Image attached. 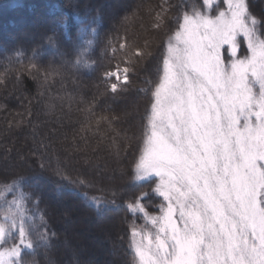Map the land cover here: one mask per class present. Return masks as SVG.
I'll return each mask as SVG.
<instances>
[{"label":"trees","instance_id":"16d2710c","mask_svg":"<svg viewBox=\"0 0 264 264\" xmlns=\"http://www.w3.org/2000/svg\"><path fill=\"white\" fill-rule=\"evenodd\" d=\"M248 3L264 20V0ZM202 6L203 0H0V190L12 185L7 199L24 198L34 245L24 252L26 264H139L131 227L154 229L126 208L146 187L129 173L147 130L162 42L178 15L222 11ZM118 72L119 79L109 75ZM158 200L146 201L154 215Z\"/></svg>","mask_w":264,"mask_h":264},{"label":"snow or ice","instance_id":"6c2138e0","mask_svg":"<svg viewBox=\"0 0 264 264\" xmlns=\"http://www.w3.org/2000/svg\"><path fill=\"white\" fill-rule=\"evenodd\" d=\"M202 7L222 11L178 15L162 42L147 130L129 173L146 187L126 208L154 229L131 227L139 264H264V20L248 0ZM221 45L231 47L228 71L209 50ZM12 190H0V264H26L34 245L23 196L4 195ZM153 196L159 215L148 210Z\"/></svg>","mask_w":264,"mask_h":264},{"label":"rangeland","instance_id":"374dc122","mask_svg":"<svg viewBox=\"0 0 264 264\" xmlns=\"http://www.w3.org/2000/svg\"><path fill=\"white\" fill-rule=\"evenodd\" d=\"M123 2H127V3H129V2H131L132 0H122ZM217 2V0H213V4L214 3H216ZM115 8H119V1H116V3H113L112 5H110V10L111 11H113L114 12V10H115ZM35 29H37V27L36 26H33ZM26 37L27 38H29V39H31L32 37H33V35L31 34V33H28L27 35H26ZM210 51H213L214 53H215V55L217 56V58L218 59H220V60H222V62L224 63V66H225V71H228L229 70V67H230V65H231V62H232V57H231V47L230 46H227V45H221L220 46V48H218V49H209ZM45 52V51H44ZM223 52H226L227 54H228V58H229V61H228V63H226L225 62V60H224V56H223ZM60 53V56H61V58H63L62 56H63V52H59ZM244 53H242L241 52V55H243ZM60 58V57H59ZM58 58V59H59ZM60 58V60H63V59H61ZM118 73H120V72H118ZM152 178H155V177H150L149 179H152ZM67 198V195H61L59 198H58V200L60 201V200H65ZM262 199H264V197H262ZM69 203H71V202H69ZM63 207H64V211L65 212H72L73 213V211H72V209L71 208H73V206H72V204H64L63 205ZM69 238H71V236L69 235ZM71 241V240H70ZM70 246V245H69ZM69 246L68 245H66V247L69 249Z\"/></svg>","mask_w":264,"mask_h":264}]
</instances>
